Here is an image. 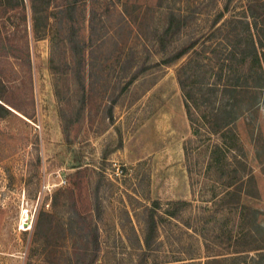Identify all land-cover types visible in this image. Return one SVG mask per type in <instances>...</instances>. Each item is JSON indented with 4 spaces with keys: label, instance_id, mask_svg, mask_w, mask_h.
<instances>
[{
    "label": "rangeland",
    "instance_id": "obj_1",
    "mask_svg": "<svg viewBox=\"0 0 264 264\" xmlns=\"http://www.w3.org/2000/svg\"><path fill=\"white\" fill-rule=\"evenodd\" d=\"M0 264H264V0H0Z\"/></svg>",
    "mask_w": 264,
    "mask_h": 264
},
{
    "label": "trees",
    "instance_id": "obj_2",
    "mask_svg": "<svg viewBox=\"0 0 264 264\" xmlns=\"http://www.w3.org/2000/svg\"><path fill=\"white\" fill-rule=\"evenodd\" d=\"M30 11H31V20H32V16H33V21H37V15L36 14H38V12L39 11H37L36 9H34L33 7H29L28 8ZM183 67H184V65H183ZM180 83V82H179ZM181 84V83H180ZM182 85V84H181ZM180 86V85H179ZM187 110V114H188V109H186ZM189 122H190V124H192L191 123V121H190V119H189Z\"/></svg>",
    "mask_w": 264,
    "mask_h": 264
}]
</instances>
